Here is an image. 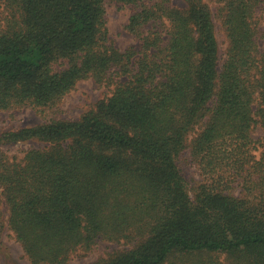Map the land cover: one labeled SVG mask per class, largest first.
<instances>
[{"label":"trees","instance_id":"obj_1","mask_svg":"<svg viewBox=\"0 0 264 264\" xmlns=\"http://www.w3.org/2000/svg\"><path fill=\"white\" fill-rule=\"evenodd\" d=\"M113 1L138 7L124 50L108 0H2L0 110L51 108L82 79L108 88L76 120L0 134L47 142L0 154L8 227L32 264L99 239L129 246L88 264H264V0ZM186 150L203 175L193 190Z\"/></svg>","mask_w":264,"mask_h":264},{"label":"rangeland","instance_id":"obj_2","mask_svg":"<svg viewBox=\"0 0 264 264\" xmlns=\"http://www.w3.org/2000/svg\"><path fill=\"white\" fill-rule=\"evenodd\" d=\"M177 5H184L183 0H173ZM212 5L215 4L211 1ZM134 5H124L116 1L108 0L106 4V18L109 40L119 48L124 50L130 45L137 44L134 35L128 32L124 25L128 17L137 10ZM215 12V11H214ZM261 26L264 25V4L258 10ZM4 16L3 2L0 0V22ZM215 30L219 46V64L222 63L227 40L224 35L220 19L215 16ZM108 93V88L104 84L95 82L92 78L79 80L75 87L66 94L61 101L51 108L38 110L29 106H15L7 110H0V134L15 130L20 127L34 126L40 122L50 119L76 120L92 105ZM264 135L261 128H257L254 138ZM47 142L40 139H29L14 143H0V154L17 155L22 157L25 150L29 148H42ZM178 165L188 180L190 190H193L203 179L200 168L197 166L188 150L184 151L178 158ZM7 205L0 198V264H32L29 257L23 250L22 245L16 240L14 233L7 224ZM125 240L110 241L99 239L89 250H79L73 254L67 264H88L106 258L112 251L128 247Z\"/></svg>","mask_w":264,"mask_h":264}]
</instances>
